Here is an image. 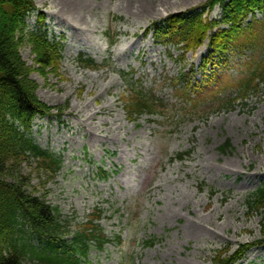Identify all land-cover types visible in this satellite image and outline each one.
<instances>
[{"label":"rangeland","instance_id":"obj_1","mask_svg":"<svg viewBox=\"0 0 264 264\" xmlns=\"http://www.w3.org/2000/svg\"><path fill=\"white\" fill-rule=\"evenodd\" d=\"M208 1L34 0L28 29L41 27L65 46L57 73L33 71L31 77L39 98L64 111L59 117L57 109L36 116L30 134L61 154L64 166L53 177L35 164L25 171L36 193L59 206L70 230L101 209L105 232L121 235L119 245L93 248L85 264H220V252L229 247L225 256L232 255L239 244L263 236V214L248 199L264 182V86L246 104H221L235 97V78L261 54L262 36L253 40L257 49L228 53L212 87L186 90L177 76L189 71L202 82L209 44L184 50L182 43H166L149 32L155 22L200 11ZM222 13L218 5L203 17ZM21 52L34 67L32 46L23 45ZM89 55L97 67L80 59ZM134 81L163 101L158 114H130ZM100 167L112 172L99 177ZM235 264H264V244Z\"/></svg>","mask_w":264,"mask_h":264},{"label":"trees","instance_id":"obj_2","mask_svg":"<svg viewBox=\"0 0 264 264\" xmlns=\"http://www.w3.org/2000/svg\"><path fill=\"white\" fill-rule=\"evenodd\" d=\"M207 4L200 12H180L155 22L150 30L157 38H165L166 43H182L184 50L202 46L209 39V53L201 64L204 80L199 82L189 71L177 77L186 90L212 87L213 78L220 74L219 64L231 58L228 53L249 46L257 49L253 40L263 36L261 54L249 59L246 71L235 78V97L223 98L221 104L229 106L239 99L246 103L248 96L258 95L264 86V22L244 23L249 12L264 8V0H209ZM216 4L223 7L222 18H204L205 10ZM35 10L34 0H0V264H85L93 246L103 250L108 242L114 241L99 223L102 211L98 209L86 223L71 231L70 222L64 219L59 207L48 201L46 193H36L31 173L25 171L26 166L35 164L38 170L53 177L63 167V157L42 148L30 134L37 115H50L57 109L59 117L64 111L39 98L38 84L31 77L33 71L44 75L57 73L63 59L60 41L50 39L41 27L28 29V17ZM222 22L228 28L214 30ZM25 44L32 46L34 67L23 58L21 48ZM86 62L88 66H96L92 57ZM210 64L211 73H206ZM190 70L193 74L194 68ZM132 90L128 110L134 118L143 113L158 114L157 107H164L154 91L145 89L140 82H134ZM227 145L229 142L222 149ZM189 154L179 153L178 158L184 159ZM99 175L107 173L100 168ZM210 191L215 194L212 187ZM248 203L263 214V236L239 244L232 255L223 256L227 250L220 252L222 264H234L252 246L264 244V183L255 189ZM116 238L120 240V236ZM150 242L153 243H147Z\"/></svg>","mask_w":264,"mask_h":264},{"label":"bare ground","instance_id":"obj_3","mask_svg":"<svg viewBox=\"0 0 264 264\" xmlns=\"http://www.w3.org/2000/svg\"><path fill=\"white\" fill-rule=\"evenodd\" d=\"M193 226L195 225V224H193V223H191ZM197 225V224H196ZM195 225V227L194 228H196V230H199L200 229V227H198V226H196Z\"/></svg>","mask_w":264,"mask_h":264}]
</instances>
